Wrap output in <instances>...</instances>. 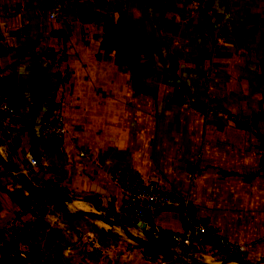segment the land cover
<instances>
[{"label":"crops","instance_id":"obj_1","mask_svg":"<svg viewBox=\"0 0 264 264\" xmlns=\"http://www.w3.org/2000/svg\"><path fill=\"white\" fill-rule=\"evenodd\" d=\"M128 34L126 56L112 36ZM0 80L18 110L0 130V227L43 219L60 234L47 262L23 260L22 247L18 264H254L264 253V0H0ZM51 107L64 117L61 141L40 136ZM119 170L190 198L246 252L154 241V229L167 237L182 223L172 212L122 218ZM23 180L65 188L69 216L45 200L42 216L23 211ZM78 235L103 255L72 251Z\"/></svg>","mask_w":264,"mask_h":264},{"label":"built area","instance_id":"obj_2","mask_svg":"<svg viewBox=\"0 0 264 264\" xmlns=\"http://www.w3.org/2000/svg\"><path fill=\"white\" fill-rule=\"evenodd\" d=\"M63 12V5L55 1L50 11V18L56 20ZM17 105L14 98L9 95L6 88L0 85V129L9 130L17 117ZM67 134L64 117L61 114L40 125V136L46 140H63ZM32 168L39 166V160L33 155H28ZM114 180L120 187L123 204L119 211L122 218H132L136 222H147L159 213L172 212L178 215L183 231L170 237L154 229V239L164 238L184 250L195 246H215L231 258H237L246 252V246L230 241L221 235L198 214V209L190 198L180 197L162 190L155 182L146 181L139 173L132 170H119L114 174ZM62 193L66 190L62 189ZM188 259V258H187ZM187 264H190L188 259Z\"/></svg>","mask_w":264,"mask_h":264},{"label":"rangeland","instance_id":"obj_3","mask_svg":"<svg viewBox=\"0 0 264 264\" xmlns=\"http://www.w3.org/2000/svg\"><path fill=\"white\" fill-rule=\"evenodd\" d=\"M57 112H58V109L56 107H51L49 115L42 119L40 125L51 120L53 116L57 114ZM49 141H61V140L49 139ZM22 183L24 187L31 193V195H29L27 199L21 205V208L22 206H26L25 209H22L23 211H29L31 213H34L35 215L42 216L44 212L46 211V204H47L46 202H54L59 205H62V209L64 210V213H66V216H69L68 203L60 202L57 199L49 197L44 194H41L42 195L41 198L36 199L33 197L32 191H30L27 188V184H30V185H35V184H33L31 180H23ZM37 186L47 188L51 191L57 192L71 199V197L69 196V192L66 191V193H62L61 190L65 188L58 187V185H52L48 182H45L40 185L37 184ZM44 200L46 202H44ZM92 213H95V212H92ZM95 214H97L98 216L102 215L100 213H95ZM94 218H97V217H94ZM38 223L41 224L39 228H37L35 224L32 226L31 222L25 223L24 226L22 225V227H18V222H8L4 226L0 227V264H18V262L21 261L19 258H22L18 252V247L19 249L22 247H26L28 249L27 257L24 258L23 260H30L32 262L36 261L37 263H40V262L45 263L48 261L47 259H49V255H48L47 248L48 246L52 245V243H57L56 239L60 240V236L57 233L56 229L48 230V228H46V225L44 224L43 219L39 220ZM92 228L93 230H100L98 226L97 227L93 226ZM76 229H78L77 233L79 234L81 230L79 228H76ZM82 239L83 238L80 237V235H78L77 240L74 242H71L70 247L72 251L78 250L79 249L77 248L78 245H81V246L84 245L85 248H87L85 253L89 257L94 258V257H101L103 255L102 250H100V248L98 247H95L94 241L96 238L93 240H89V241H83ZM89 239H91V237H89ZM97 240L100 241V237H97ZM154 241L157 242V240H154ZM76 253L82 254V251H78ZM72 254H75V253H72ZM248 258L249 260L253 261L254 264L264 263V253L259 254V255L252 254V256H249ZM185 261L187 263L188 259L185 258Z\"/></svg>","mask_w":264,"mask_h":264},{"label":"water","instance_id":"obj_4","mask_svg":"<svg viewBox=\"0 0 264 264\" xmlns=\"http://www.w3.org/2000/svg\"><path fill=\"white\" fill-rule=\"evenodd\" d=\"M112 41H113L115 49L117 51L125 54L126 56L130 55V50H131L132 44L134 42V36L132 34H128V35L124 36L123 38L118 37V36H112ZM27 188L32 192L47 195L49 197L57 199L60 202H64V203L70 202L69 198H67V197H65V196H63L57 192L51 191L47 188L41 187V186L27 184ZM81 214L85 215V216L101 218L100 216H98L97 214L92 213V212L84 211V212H81Z\"/></svg>","mask_w":264,"mask_h":264},{"label":"trees","instance_id":"obj_5","mask_svg":"<svg viewBox=\"0 0 264 264\" xmlns=\"http://www.w3.org/2000/svg\"><path fill=\"white\" fill-rule=\"evenodd\" d=\"M0 85H2V86H4L5 88H6V91H7V93L9 94V89H8V86H7V84L5 83V80H0ZM43 89H45V85H42V90ZM10 95V94H9ZM32 195H33V197L34 198H36V199H39V198H41L42 197V195L41 194H39V193H36V192H32ZM26 208V206H22V209H25ZM58 233V232H57ZM60 235V234H59ZM171 236V235H170ZM170 236H167V237H170ZM164 237V236H163ZM156 240V239H155ZM157 242L158 243H162V242H165V239L164 238H161V239H157ZM170 243V242H169ZM12 245H14V244H12ZM13 247V246H12ZM15 248V247H14ZM18 251H19V247H18Z\"/></svg>","mask_w":264,"mask_h":264}]
</instances>
